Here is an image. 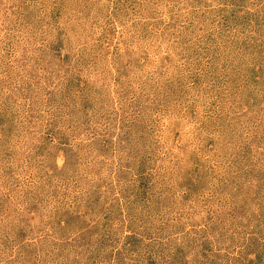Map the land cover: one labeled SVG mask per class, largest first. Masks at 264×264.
<instances>
[{"label":"rangeland","instance_id":"374dc122","mask_svg":"<svg viewBox=\"0 0 264 264\" xmlns=\"http://www.w3.org/2000/svg\"><path fill=\"white\" fill-rule=\"evenodd\" d=\"M0 264H264V0H0Z\"/></svg>","mask_w":264,"mask_h":264}]
</instances>
